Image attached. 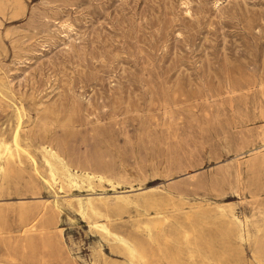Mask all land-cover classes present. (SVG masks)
I'll return each mask as SVG.
<instances>
[{
    "label": "rangeland",
    "instance_id": "rangeland-1",
    "mask_svg": "<svg viewBox=\"0 0 264 264\" xmlns=\"http://www.w3.org/2000/svg\"><path fill=\"white\" fill-rule=\"evenodd\" d=\"M0 162V264H264V0H0Z\"/></svg>",
    "mask_w": 264,
    "mask_h": 264
},
{
    "label": "bare ground",
    "instance_id": "bare-ground-1",
    "mask_svg": "<svg viewBox=\"0 0 264 264\" xmlns=\"http://www.w3.org/2000/svg\"><path fill=\"white\" fill-rule=\"evenodd\" d=\"M20 117L21 116L19 114V119H20ZM14 139H15L14 143H16L18 147H20L21 149L23 148V150H24V147L21 145V142H20V135L16 134ZM6 148H8V147H6ZM25 152H27V151H25ZM44 158H45L46 164L49 167L50 177L54 182L62 181L61 178H63L65 181L76 182L77 178L80 175L84 176L85 178H89V179L94 178V177H98L99 179H103L105 177L104 174L102 173V171H100V170H89V169H85V168H79L78 166L73 167L72 163H70L69 161H67L65 159V157L62 155L60 150L57 147L52 146V145L44 146ZM35 167H36V165H35ZM36 172H37V170H36ZM8 176H9V163L5 164V163L0 162V178L3 177L4 179H7ZM56 198H55V205H58V201H56ZM128 199H129V197L123 198V200H128ZM47 203L49 204V202H47ZM77 203H78L81 210H85V208L86 209L87 208L95 209V207H96L94 202L91 199H85L84 200L83 198H78ZM31 226H34V223ZM130 250L133 252V251H135V248L134 247L130 248Z\"/></svg>",
    "mask_w": 264,
    "mask_h": 264
}]
</instances>
